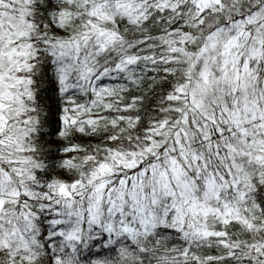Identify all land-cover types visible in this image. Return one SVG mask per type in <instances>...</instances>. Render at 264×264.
<instances>
[{
	"label": "snow or ice",
	"instance_id": "obj_1",
	"mask_svg": "<svg viewBox=\"0 0 264 264\" xmlns=\"http://www.w3.org/2000/svg\"><path fill=\"white\" fill-rule=\"evenodd\" d=\"M0 264H264V0H0Z\"/></svg>",
	"mask_w": 264,
	"mask_h": 264
}]
</instances>
